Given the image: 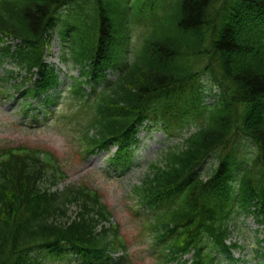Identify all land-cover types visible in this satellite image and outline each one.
<instances>
[{
    "label": "trees",
    "instance_id": "1",
    "mask_svg": "<svg viewBox=\"0 0 264 264\" xmlns=\"http://www.w3.org/2000/svg\"><path fill=\"white\" fill-rule=\"evenodd\" d=\"M114 2L0 0V65L7 58L16 64L2 73L0 93L18 92L21 111L34 119L41 108L45 117L53 113L63 96L48 94L58 76L44 56L57 33L62 59L70 55L80 77L68 85L65 106L55 109L54 130L68 136L80 159L113 143L120 145L118 158L126 154L144 120L173 125L188 115L202 118L204 125L166 148L129 195L150 207L137 229L142 241L152 240L139 254L156 242L160 264L191 251V264H224L218 254L239 247L226 241L242 216L264 225V0H128L120 8ZM147 17L151 29L143 27L142 41L131 48L132 24ZM128 53L134 59L114 83L85 91L83 84L100 82L102 68ZM91 75L95 80L83 79ZM208 84L219 89L217 104L205 102ZM42 94L40 107L29 100ZM50 153L0 143V264H46L62 242L87 261L110 262L111 252L124 248L118 226L99 230L112 213L87 186L52 191L65 175ZM206 162L209 177L201 174ZM251 260L264 264V253Z\"/></svg>",
    "mask_w": 264,
    "mask_h": 264
},
{
    "label": "rangeland",
    "instance_id": "2",
    "mask_svg": "<svg viewBox=\"0 0 264 264\" xmlns=\"http://www.w3.org/2000/svg\"><path fill=\"white\" fill-rule=\"evenodd\" d=\"M135 38L136 36L133 34L134 41H136ZM61 48L60 41L55 39L51 48L52 54L48 55L47 61L58 62L62 54ZM15 65L9 60L0 65V77L5 68H11ZM64 78L66 79L61 74V80ZM64 85L62 83V87ZM19 111L20 105L16 100H3V96L0 93V143L38 147L56 154L69 172L66 182H81L99 189L103 200L116 213L122 223L123 233L133 244L132 251L145 248L146 245L141 243V237L137 236L135 239L138 231L134 222L135 213L130 208L132 199L128 197V191L133 183L140 182L147 163L153 160L159 150L167 144L166 136L162 131L155 128H143L140 132L141 143L137 150L136 162L125 173L116 175L111 174V172L108 173L106 169V158L110 153H102L91 157L86 164L82 165L80 159H77L73 153L75 148L67 141L68 136H63L62 131L54 130L52 120L38 124L36 127H31L23 124L25 117ZM194 128V126H187L182 134H186ZM115 150L116 148H113L112 152ZM248 222L250 228L256 227L252 219H249ZM251 234L253 235V233ZM253 243L254 239L249 242V246L253 245ZM159 257L160 246L155 243V252L152 251L151 255L147 252L143 256V260L136 259L132 264H158Z\"/></svg>",
    "mask_w": 264,
    "mask_h": 264
}]
</instances>
